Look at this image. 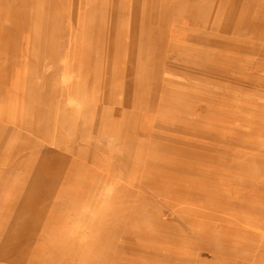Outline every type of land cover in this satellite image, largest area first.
Returning a JSON list of instances; mask_svg holds the SVG:
<instances>
[{"label":"rangeland","instance_id":"obj_1","mask_svg":"<svg viewBox=\"0 0 264 264\" xmlns=\"http://www.w3.org/2000/svg\"><path fill=\"white\" fill-rule=\"evenodd\" d=\"M0 264H264V0H0Z\"/></svg>","mask_w":264,"mask_h":264}]
</instances>
